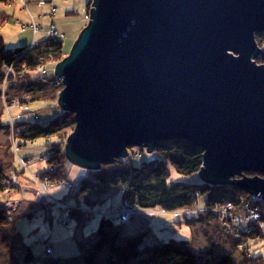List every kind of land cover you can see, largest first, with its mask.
<instances>
[{"label":"water","instance_id":"95a60500","mask_svg":"<svg viewBox=\"0 0 264 264\" xmlns=\"http://www.w3.org/2000/svg\"><path fill=\"white\" fill-rule=\"evenodd\" d=\"M261 33L264 0H92L54 66L75 123L66 159L94 170L128 147L185 140L202 150L203 183L264 199Z\"/></svg>","mask_w":264,"mask_h":264},{"label":"rangeland","instance_id":"374dc122","mask_svg":"<svg viewBox=\"0 0 264 264\" xmlns=\"http://www.w3.org/2000/svg\"><path fill=\"white\" fill-rule=\"evenodd\" d=\"M87 0H36L26 7L25 0H12L9 3L0 0V12H4L7 21L0 27V35L3 37L5 50H14L28 44L31 45L46 39V35L53 24L57 27L58 34H63V49L66 55L71 50L80 31L86 26L84 18L85 5ZM23 4H22V3ZM92 2V0H91ZM91 6V4H90ZM55 10V12H54ZM30 16L36 18L34 23L39 25V30L32 35L30 30L23 31L22 24L32 23ZM33 18V19H35ZM52 21V22H51ZM55 27V28H56ZM32 30V29H31ZM42 32V33H40ZM51 33H54L53 31ZM31 37L35 41H30ZM264 39L262 40L263 43ZM37 44V43H36ZM261 51V50H260ZM264 55V54H262ZM58 61H40L39 65L46 67V75H54V66ZM257 58L255 59V61ZM257 63V62H256ZM4 74L11 71V67L4 66ZM36 69L34 73H37ZM62 86V85H61ZM62 89V87H61ZM3 84L0 89V211L3 217L0 219V264H13L11 255H20L18 264L23 262L24 250L19 248L21 242L12 241L10 248V237L13 235L22 236L37 255L46 253L53 256H70L78 252L76 241L86 243L88 235L95 231L101 217L118 221L122 232L132 235L143 232L144 243L154 242L158 239L185 240L192 250L200 253V257L207 258L214 263L225 253L230 254L235 264H264V225L259 224L261 236L248 238L246 249H237L232 245L233 241L243 243L244 238L230 239L224 236L225 231L235 230L239 226V219L250 218V209L247 207L237 212L234 205L228 199H219L220 205L217 208L214 202L207 208H212V213L219 215L221 225L217 224L216 218L201 213L208 210L205 208L204 198L201 197L192 209L186 211H165L161 208L140 209L137 205L129 206L121 201L120 189L113 187L111 183L105 186V190L99 193H89L87 201L76 202L75 197H68L75 192L74 186L77 179L89 169L80 168L70 163L66 157L67 177L53 181L51 173L55 167L46 161V151L51 141L37 139L26 146H19L15 134L17 127L15 121H39L46 124L59 116L63 110L57 105V96L53 102L37 100L31 102L25 94L12 95V92H5ZM58 94V93H57ZM10 99V100H9ZM26 99V102L23 101ZM29 101V102H28ZM68 137V136H67ZM65 138L63 149L65 146ZM176 141V140H175ZM52 143V142H51ZM132 150V151H131ZM131 151V152H130ZM154 150L147 152L145 148L128 147L127 156L132 153L141 159H150ZM65 155V152H64ZM156 157V155H154ZM121 157V158H126ZM120 159V158H117ZM111 163H104L102 166L110 174L113 168ZM169 181L186 182L190 184H201L198 173L192 175L178 174L172 165H168ZM109 177V175H108ZM112 181V180H111ZM228 186L215 188L213 197L231 196ZM245 192V191H244ZM254 197V196H253ZM262 200H264L262 198ZM228 204H230L228 206ZM70 211L68 207H71ZM230 210V212H229ZM260 213V212H259ZM186 215L190 220L196 216L200 221L188 223ZM229 218V219H228ZM258 220L252 222L257 226ZM8 223V226H6ZM242 224V225H243ZM223 231L220 233V231ZM77 241V242H78ZM253 259H252V258ZM31 264V262H29Z\"/></svg>","mask_w":264,"mask_h":264},{"label":"trees","instance_id":"16d2710c","mask_svg":"<svg viewBox=\"0 0 264 264\" xmlns=\"http://www.w3.org/2000/svg\"><path fill=\"white\" fill-rule=\"evenodd\" d=\"M3 1L9 3L12 0ZM35 1L25 0L24 5L28 7ZM90 4L91 0H87L86 7L83 9L84 18L87 21ZM30 18V21L34 22L35 19L32 16ZM6 21L7 16L4 12H0V27ZM30 23L27 25L22 24V26H26L23 31L30 30L33 35L32 30L29 28ZM63 38V34L61 37L47 34L46 39L36 41L37 47H32L28 51L26 50L30 48L29 43L14 50L4 49L0 54V89L3 84L5 92H12V95L23 93L27 96L26 99H30L31 102L37 100L53 102L62 86L54 75L34 73V70L40 61H44V59L58 61L63 58V55H66L63 49ZM35 39L36 37L32 38V41H35ZM263 39L264 33L255 34L256 43L261 50V53L256 57V62L259 64L264 63V55H262L264 54ZM4 66L11 67V71L6 70L4 74ZM26 99L23 100L25 103H27ZM15 126L17 127L15 137L19 146H26L41 138L46 141L53 139L52 143L48 144L49 148L46 151L47 163L55 167L50 177L53 181L65 179L68 171L65 168L67 161L64 155L63 142L74 129V116L63 111L46 124H42L37 120L33 122L17 120ZM153 150L150 159H141L142 153L139 157H135L130 153L126 158L117 159L112 164L113 168L110 174L103 166L96 171H85V174L77 179L74 186L75 192L73 195L69 193L68 197H75L76 202L79 201L83 205L82 201H87L89 193H99L111 183L113 187L120 189L121 201L128 203L129 206L137 205L138 208L143 210L161 208L169 212L186 211L192 209L201 197L204 198L205 208L214 202L216 203L214 205L218 208L221 204L219 199H228L227 201L234 204L235 210L240 208L237 212L244 209V207H255L261 214L257 226L243 224L234 228L235 230L223 232L224 236H228L230 239L239 240L244 238L245 240L239 244L233 241L232 245L236 246L237 249L242 248L244 250L247 247L246 240L248 238L261 236L262 230H260L259 224L264 225V200L253 199L251 195L232 186L227 187L232 194L231 196H222L215 199L211 198L213 197L212 192L215 188L221 186H212L203 182L201 184H190L168 180L169 164L181 175L198 173L202 164V150L200 148L194 147L185 140H176L158 142ZM248 174L252 175V173ZM214 205L201 214L206 217H215L221 228V217L212 213ZM72 207H68V209L70 210ZM184 216L188 223L200 221L197 216L193 220H190V217L188 218L186 215ZM2 217L0 211V219ZM6 226H8V223ZM120 226L118 221L101 217L95 231L93 230L84 236L88 239L87 242L83 243L77 240L78 252L65 257L53 256L49 253L37 255L32 247L23 241L20 233L19 235L15 233L13 235L14 239L11 238L12 236L10 237V248L18 247L17 245L12 246L11 240L16 241L17 239L21 242L19 248L24 250V257L23 262H20V264H29V262L31 264H235L233 258L227 253L212 263L207 258L200 257L201 254L192 250L185 240L169 238L168 240L158 239L154 242L144 243L145 235L143 232L129 235L122 232ZM222 231L223 229L220 233ZM262 232L264 233V230ZM247 251L248 249H246ZM19 256L16 254L11 255L13 264H18Z\"/></svg>","mask_w":264,"mask_h":264},{"label":"built area","instance_id":"2783aa9c","mask_svg":"<svg viewBox=\"0 0 264 264\" xmlns=\"http://www.w3.org/2000/svg\"><path fill=\"white\" fill-rule=\"evenodd\" d=\"M88 20H89V17H88ZM22 28L25 29L26 26L23 25ZM29 28L32 29L33 34H35L39 30V25H36L34 22H32V23H30ZM52 31L54 33H51ZM48 35L49 36H55V37H61L62 36L61 34H58V32L54 26L50 27V29L48 31ZM31 45L36 46L37 44L35 42H33ZM36 71H38L37 73H39V74H46L48 72V70H46V67H43L42 65L37 66ZM57 81L61 85V80L57 79ZM254 198L261 199L260 197H254ZM229 205L230 204H228V206ZM249 212L255 214L256 219L260 217V214L257 210L250 209ZM245 224H247V223H245Z\"/></svg>","mask_w":264,"mask_h":264},{"label":"bare ground","instance_id":"6f19581e","mask_svg":"<svg viewBox=\"0 0 264 264\" xmlns=\"http://www.w3.org/2000/svg\"><path fill=\"white\" fill-rule=\"evenodd\" d=\"M89 12V11H88ZM89 17V16H88ZM62 35V34H61ZM252 198L253 199H257V198H254L253 196H252ZM234 205V204H233ZM260 214V213H259ZM249 216H250V219H248V220H246V223L248 224V225H251L252 224V222H254V220H255V214H253V213H250V214H248ZM257 219H261V214H260V217L259 218H257ZM259 220H258V222H259ZM244 219H239V221H238V223H239V225H242L243 223H244ZM252 226V225H251ZM258 231H259V229H258Z\"/></svg>","mask_w":264,"mask_h":264},{"label":"crops","instance_id":"0c3cea01","mask_svg":"<svg viewBox=\"0 0 264 264\" xmlns=\"http://www.w3.org/2000/svg\"><path fill=\"white\" fill-rule=\"evenodd\" d=\"M33 18H35L34 16H33ZM35 21H36V18H35ZM52 22V21H51ZM55 26V25H54ZM56 27V26H55ZM56 29H57V27H56ZM40 33H42V32H40ZM36 40V39H35ZM30 41H32V37H31V40ZM30 43V42H29Z\"/></svg>","mask_w":264,"mask_h":264}]
</instances>
